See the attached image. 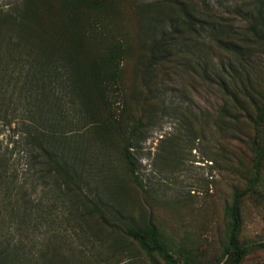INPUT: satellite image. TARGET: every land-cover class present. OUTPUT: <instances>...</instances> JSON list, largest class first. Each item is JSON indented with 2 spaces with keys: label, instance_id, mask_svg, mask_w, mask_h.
I'll return each mask as SVG.
<instances>
[{
  "label": "trees",
  "instance_id": "trees-1",
  "mask_svg": "<svg viewBox=\"0 0 264 264\" xmlns=\"http://www.w3.org/2000/svg\"><path fill=\"white\" fill-rule=\"evenodd\" d=\"M41 3L43 6H34L36 0H25L24 6L0 9V117L6 119L7 87H12L13 95L21 82L20 86L27 87L29 115L34 114V121L40 120V128L44 127L26 129L28 151L33 161L37 158L47 165L41 174L52 179L57 199L89 230H94L89 220L96 219L94 227L104 225L109 234L131 239L166 264H198L196 254L171 244L151 219H134L110 202L109 189L117 180V168L105 157L98 173L89 172L87 154L90 140H97L106 151L117 152L135 181L134 150L146 137V124L142 116L128 114L122 126L109 114L110 93L114 86L125 84L121 65L125 58L133 61V73L142 81L143 102L148 106L164 95L169 83L180 78L181 69L200 67L199 76L214 82L221 93L219 118L236 117L237 108L245 103L253 107L249 118L255 132L248 142L252 169L245 175V186L236 189L224 206L226 242L219 262L241 264L249 247L240 238V202L254 190L264 165V0H239L226 11L184 2L168 6V13L146 11L140 16V26L148 30L146 41L140 38L139 42L145 43L140 54L128 37L122 43L91 44L105 39L103 32L95 29L94 20L112 18L114 6H93L99 4L96 0H63L66 6ZM141 58L147 61L140 63ZM120 133L122 141L117 147L113 139ZM51 138L61 143L60 157L48 150ZM7 160L0 152V189L8 198L0 203V232L10 221L35 230L39 208L25 193L14 192L12 197L17 188L7 179ZM4 210L10 214L8 220ZM45 247L36 255L26 251L23 239H1L0 233V264H38L40 258L41 264H64L57 249Z\"/></svg>",
  "mask_w": 264,
  "mask_h": 264
},
{
  "label": "rangeland",
  "instance_id": "rangeland-1",
  "mask_svg": "<svg viewBox=\"0 0 264 264\" xmlns=\"http://www.w3.org/2000/svg\"><path fill=\"white\" fill-rule=\"evenodd\" d=\"M44 1L50 6H66L63 0ZM96 1L99 4L93 6H114V14L105 21L100 18L94 20L95 29L103 32L105 39L94 40L91 44L122 43L131 38L135 49H138L137 54L145 45L139 41H146L144 35L148 33L140 26V16L146 11L168 13V6H179L180 2L226 11L239 2ZM24 5L25 0H0V9L3 10ZM34 6H43L41 0H36ZM144 60L141 58L140 63ZM122 62L125 84L114 86L110 93L109 114L122 126L128 114L135 118L142 116L141 120L146 124L143 130L146 137L138 141L134 150L136 178L134 181L129 176L116 151H106L93 139L87 154L89 172L98 173L100 162H105V157H108L112 168H117V180L109 189L110 202L134 219H151L171 244L184 246L196 254L198 264H221L226 242L224 206L232 200L236 189L245 186V175L252 169L248 142L255 132L249 118L253 107L245 103L237 108L236 117L219 118L221 93L214 82L199 76L201 68L197 66L181 69L178 72L180 78L169 83L170 87L163 90L164 95L153 99L150 106L144 105L145 88L140 77L133 73V61L125 58ZM20 84L13 95L11 86L6 89L5 102L9 101V105L4 113L6 119L0 117V152L5 153L8 159L7 179L17 188L11 193L14 194L12 197L16 196L14 192L25 193L39 208L41 216L35 220V230H32L33 226L27 228L25 224L10 221L0 232L1 239L3 236L12 238L14 242L23 239L26 251L36 255L48 245L50 250L57 249L62 254L59 256L64 264H166L158 255L149 256L131 239L109 234L104 225L94 227L96 219L89 220L94 229L89 230L87 225L74 219L76 215L70 208L57 199L52 179L41 174V168H48L47 165L37 158L33 161L32 153L28 151L26 129L36 125L40 128L41 122L34 121V114L29 115L31 104L25 100L27 87L24 89ZM19 89L23 90L18 92ZM159 98H163L162 103L158 102ZM119 135L113 139L117 147L123 134ZM49 140L48 150L54 152L55 158L60 157V141ZM85 141L87 143L89 139ZM110 164L105 166L111 167ZM6 196L7 193L0 189V203L8 199ZM240 208L243 220L240 238L249 247L241 264H264V165L254 190L241 199ZM3 215L8 220V211L4 210ZM27 236L32 240H27ZM41 262L40 258L38 264Z\"/></svg>",
  "mask_w": 264,
  "mask_h": 264
}]
</instances>
